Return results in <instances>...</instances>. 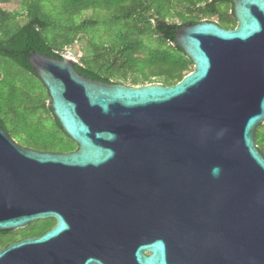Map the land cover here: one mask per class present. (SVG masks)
Segmentation results:
<instances>
[{"label": "water", "instance_id": "water-1", "mask_svg": "<svg viewBox=\"0 0 264 264\" xmlns=\"http://www.w3.org/2000/svg\"><path fill=\"white\" fill-rule=\"evenodd\" d=\"M236 26L202 19L173 45L193 70L172 85L80 73L32 51L72 151L18 144L0 123V233L53 218L0 264H264V0H229Z\"/></svg>", "mask_w": 264, "mask_h": 264}, {"label": "trees", "instance_id": "trees-1", "mask_svg": "<svg viewBox=\"0 0 264 264\" xmlns=\"http://www.w3.org/2000/svg\"><path fill=\"white\" fill-rule=\"evenodd\" d=\"M170 1L168 0L166 6L165 4L163 6L161 2L154 6L152 0H127L114 17L115 21L120 24L109 26L113 32L112 43L104 44L89 40L90 44L88 43L82 48L80 62H76L75 68L87 77L106 82L122 83L123 81L125 83L129 81L131 85L161 82L165 85H172L180 81L184 75L192 71L193 63L180 47L173 45L175 30L186 23L197 22L207 15L219 13L221 16L218 23L223 27L233 28L236 21L232 13L226 15L227 10L221 12L218 9V4L231 3L229 0H176L194 8L188 10V13L178 14L182 23L168 22L164 12L173 11ZM201 2L204 4L197 6ZM151 11H156L155 15H149ZM154 18L155 21L152 23L151 20ZM54 26H56V22L52 21L49 16L33 9L29 13V19L26 23L0 40V54L9 57L21 68L36 76L27 60L32 51L62 58L63 55L59 53L58 47L73 44L78 39L76 30L70 33L65 31L66 33L61 35L62 41L56 38V34L50 38L44 33V30ZM82 26L85 28L93 27L89 20L83 21ZM149 32H153L157 36L160 45L150 49L146 56H140V50L145 45L140 34ZM127 70L132 71L133 74L128 75ZM155 77L157 80H154ZM44 108L52 121L51 130L47 133L53 136L52 139L58 140V143L54 144L55 148L59 152L75 150L77 148L76 143L63 132L48 104L44 103ZM0 123L8 131L2 117H0ZM262 124L258 125L255 131V139L264 154ZM35 141L33 147L40 148V143L44 146L41 148L49 149L45 139L40 142ZM53 224L54 222L51 225L44 224L40 231L35 234L43 233ZM7 233L9 232L1 234Z\"/></svg>", "mask_w": 264, "mask_h": 264}, {"label": "rangeland", "instance_id": "rangeland-1", "mask_svg": "<svg viewBox=\"0 0 264 264\" xmlns=\"http://www.w3.org/2000/svg\"><path fill=\"white\" fill-rule=\"evenodd\" d=\"M126 2L127 0H0V40L26 23L29 13L34 9L56 22V26L44 30L50 38L56 34V38L62 41L63 33L77 31L78 39L73 44L58 47L62 55H69L70 47L75 44L81 51L89 40L110 44L113 32L109 26L120 24L115 21L114 17ZM152 2L154 6L158 2H161L163 6L168 4V0H152ZM170 2H172L173 13L170 10L164 12L168 22L182 23L178 14L188 13V10L194 8L182 1L171 0ZM203 4L204 2H201L197 6ZM218 9L221 12L227 10L226 15H229L231 3L218 4ZM155 12L151 11L149 15H155ZM220 16V13L207 15L203 19L218 22ZM85 20L91 21L93 27H83L82 23ZM154 21L155 18L151 20L152 23ZM140 38L145 44L140 50V56H146L150 49L160 45L153 32L140 34ZM76 61L80 62V56L76 57ZM191 69L193 70L192 67ZM127 73L128 75L133 74L130 70H127ZM154 80L157 78L155 77ZM125 84L131 83L127 81ZM47 97L45 86L36 76L21 68L9 57L0 54V117L3 118L8 133L21 146L45 150L41 148L44 146L40 143V148L33 147L35 140L40 142L45 139L47 148H49L45 151L58 152L54 146L58 140L52 139L53 136L47 133L52 126L51 117L44 108V103H49ZM262 126L261 131H264V123ZM53 220V218L39 219L32 221L24 228L10 231L7 234L0 233V247L26 235L38 233L44 224L51 225Z\"/></svg>", "mask_w": 264, "mask_h": 264}, {"label": "flooded vegetation", "instance_id": "flooded-vegetation-1", "mask_svg": "<svg viewBox=\"0 0 264 264\" xmlns=\"http://www.w3.org/2000/svg\"><path fill=\"white\" fill-rule=\"evenodd\" d=\"M237 24V23H236ZM236 24H235V26H236ZM235 26H233V27H235ZM225 28H228V27H225ZM54 222V221H53ZM54 224H55V222H54ZM54 224L51 226V227H49L48 229H50V228H52L53 226H54ZM48 229H46L45 231H47ZM44 231V232H45ZM43 232V233H44ZM42 234V233H41ZM41 234H31V235H26V236H24V237H21V238H19V239H16V240H14V241H11V242H16V241H18V240H21V239H23V238H26V237H35V236H39V235H41ZM11 242H9V243H11ZM8 243V244H9ZM7 244V245H8ZM5 247V246H4ZM3 248V247H2Z\"/></svg>", "mask_w": 264, "mask_h": 264}]
</instances>
